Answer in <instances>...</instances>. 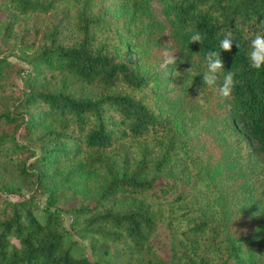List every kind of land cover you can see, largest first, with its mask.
I'll return each instance as SVG.
<instances>
[{
    "label": "trees",
    "instance_id": "obj_1",
    "mask_svg": "<svg viewBox=\"0 0 264 264\" xmlns=\"http://www.w3.org/2000/svg\"><path fill=\"white\" fill-rule=\"evenodd\" d=\"M262 23L264 0H0V264H256L264 235L236 236L222 176L249 171L264 211V68L248 59Z\"/></svg>",
    "mask_w": 264,
    "mask_h": 264
},
{
    "label": "rangeland",
    "instance_id": "obj_2",
    "mask_svg": "<svg viewBox=\"0 0 264 264\" xmlns=\"http://www.w3.org/2000/svg\"><path fill=\"white\" fill-rule=\"evenodd\" d=\"M153 10L155 11L156 15L162 19L161 15V7L158 4L153 5ZM163 20V19H162ZM10 61L13 63H16L17 65H21L16 59L10 58ZM164 64L161 65V63L158 64L157 69H160L163 67ZM13 79L15 83L22 87L21 81L18 76L13 75ZM205 137V133H202ZM206 142V140H205ZM207 146L210 147L214 154V160L220 159L219 156H221V150L219 148H216L214 144L207 143ZM253 159H256L257 161H263L259 159V157L252 156ZM222 171L225 170L222 169ZM227 173V171H226ZM249 171H244L242 175H239L238 180H234L233 178H229L228 176H222L224 184V190H227L225 195V202L224 208L226 210V213L229 214L233 218V225L235 229L236 236L239 237L243 242H252V240L257 239L260 236L264 235V211L261 209V206L258 204L257 200L255 199V196L253 195L254 192H251V197H244V192L246 187V181L247 175L250 176ZM229 181H234L233 183H228ZM227 183V184H225ZM231 187H227V186ZM232 185V186H231ZM23 194H28L29 191L26 189L22 190ZM66 193V192H65ZM9 199L15 200L17 199V196H8ZM38 203L41 208H43L46 204V197H40L38 199ZM75 206V203L73 202L72 198L67 196L66 194H63L59 201L57 202V209L59 210V213L61 214L63 218V226L65 229L70 231V222H71V216L69 214V209L71 207ZM39 214V213H37ZM73 239L76 240L80 246V253H83L85 256L90 257V251L88 249V243L87 240L80 239L78 237H74ZM253 258L256 261V264H264V250H256V252L253 253Z\"/></svg>",
    "mask_w": 264,
    "mask_h": 264
},
{
    "label": "clouds",
    "instance_id": "obj_3",
    "mask_svg": "<svg viewBox=\"0 0 264 264\" xmlns=\"http://www.w3.org/2000/svg\"><path fill=\"white\" fill-rule=\"evenodd\" d=\"M260 31L250 34L248 59L250 68L253 70H260L264 68V23L260 25ZM205 37L198 32H195L190 37V43L203 44ZM233 33L227 31L224 33V38L219 42V50H209L205 54L206 71L203 73V84L212 88L217 84L219 76L224 73V64L221 59V52H230L234 44ZM238 48L239 45L235 43ZM164 64L173 65L176 63L175 54L170 53L165 49L162 53ZM237 81L235 74L230 70L223 75V82L219 87V94L223 98L231 96Z\"/></svg>",
    "mask_w": 264,
    "mask_h": 264
}]
</instances>
